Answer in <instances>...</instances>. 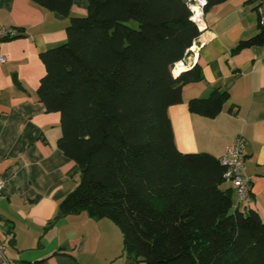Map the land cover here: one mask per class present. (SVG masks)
<instances>
[{
    "label": "trees",
    "instance_id": "trees-1",
    "mask_svg": "<svg viewBox=\"0 0 264 264\" xmlns=\"http://www.w3.org/2000/svg\"><path fill=\"white\" fill-rule=\"evenodd\" d=\"M32 1L69 18L67 41L41 54L37 91L61 114L58 146L81 172L55 221L81 212L108 219L147 264H264V222L234 208L220 159L175 142L169 108L203 79L199 64L176 72L202 35L193 0H89L85 17L72 16L73 0ZM205 1L207 13L227 0ZM253 46H264V26L233 54ZM229 100L214 90L189 110L212 119Z\"/></svg>",
    "mask_w": 264,
    "mask_h": 264
},
{
    "label": "crops",
    "instance_id": "crops-1",
    "mask_svg": "<svg viewBox=\"0 0 264 264\" xmlns=\"http://www.w3.org/2000/svg\"><path fill=\"white\" fill-rule=\"evenodd\" d=\"M89 0H73V17L88 14ZM264 0H227L201 14L204 46L194 48L183 70L199 64L203 79L183 89V103L169 108L178 149L221 158L237 136L246 138L252 203L264 222V46L233 54L241 41L260 33ZM69 18L32 0H0V28L19 34L3 42L0 64V243L11 264H147L125 250L124 236L108 219L87 212L56 217L79 185V165L59 148L61 114L48 112L37 91L46 67L41 54L68 39ZM194 45V46H195ZM227 91L230 100L216 118L189 110V102ZM224 190L233 191L231 183ZM234 206V205H233Z\"/></svg>",
    "mask_w": 264,
    "mask_h": 264
},
{
    "label": "built area",
    "instance_id": "built-area-1",
    "mask_svg": "<svg viewBox=\"0 0 264 264\" xmlns=\"http://www.w3.org/2000/svg\"><path fill=\"white\" fill-rule=\"evenodd\" d=\"M205 0H193L191 8L194 12V19L199 13L203 14ZM260 25L264 26V11L260 9ZM19 32L14 28H0V64L7 62L6 55L1 51L4 41L18 36ZM205 42L200 41L193 46L194 52H198ZM192 48V49H193ZM191 49V50H192ZM246 138L243 135L236 137L235 141L226 148L225 154L220 158L221 165L225 167L224 178L231 183L237 195L234 204L235 209L247 208L252 203V177L247 173ZM6 198V183L0 178V199ZM1 228V220H0ZM0 264H11L7 255V246L0 243Z\"/></svg>",
    "mask_w": 264,
    "mask_h": 264
},
{
    "label": "bare ground",
    "instance_id": "bare-ground-1",
    "mask_svg": "<svg viewBox=\"0 0 264 264\" xmlns=\"http://www.w3.org/2000/svg\"><path fill=\"white\" fill-rule=\"evenodd\" d=\"M201 15V12L199 11V13L197 14V16L195 17V21H197L198 20V18H199V16ZM183 68H184V66H183V63L181 62V63H178L177 64V73H180V72H182L183 71Z\"/></svg>",
    "mask_w": 264,
    "mask_h": 264
},
{
    "label": "rangeland",
    "instance_id": "rangeland-1",
    "mask_svg": "<svg viewBox=\"0 0 264 264\" xmlns=\"http://www.w3.org/2000/svg\"><path fill=\"white\" fill-rule=\"evenodd\" d=\"M130 25L131 26H133V27H135V28H138V24L136 23V22H130ZM192 53V52H191ZM184 65V64H183ZM178 69H177V65H176V72H178L177 71Z\"/></svg>",
    "mask_w": 264,
    "mask_h": 264
}]
</instances>
